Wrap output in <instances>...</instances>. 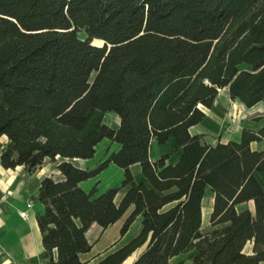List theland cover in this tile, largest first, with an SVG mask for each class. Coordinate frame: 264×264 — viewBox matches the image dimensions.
<instances>
[{"label":"trees","instance_id":"1","mask_svg":"<svg viewBox=\"0 0 264 264\" xmlns=\"http://www.w3.org/2000/svg\"><path fill=\"white\" fill-rule=\"evenodd\" d=\"M224 88L247 108L264 104V0H0L2 164L34 172L49 159L64 175L43 178L36 197L49 264H83L91 225L107 228L132 206L121 234L142 215L140 233L94 264H122L145 244L133 264L191 251V264H264V190L253 174L264 173V151L251 148L264 127L215 145L191 132ZM111 111L118 129L104 123ZM170 136L179 162L152 161V141ZM105 138L121 149L92 170L75 163ZM111 163L125 171L119 186L82 188ZM247 201L254 211H239Z\"/></svg>","mask_w":264,"mask_h":264},{"label":"crops","instance_id":"2","mask_svg":"<svg viewBox=\"0 0 264 264\" xmlns=\"http://www.w3.org/2000/svg\"><path fill=\"white\" fill-rule=\"evenodd\" d=\"M221 90L227 92L226 88L220 89L212 107H202L205 117L200 124L191 128L193 134H203L206 143L215 145L218 142L228 143L230 141H240L244 129L259 131L264 127V114L246 119L245 116L240 115L236 107H232L230 103L235 105L236 102L230 99L228 92V99L221 100ZM241 105L247 110L257 106L247 108L243 104ZM259 117L261 118L259 119ZM107 119L110 121H106ZM119 121L118 115L112 111L108 112L104 118V123L114 129H118ZM9 143V138L6 135L0 136V264H49V253L44 247L43 235L38 223V215L44 212L45 207L36 197L39 194V188L43 178L51 177L55 181H61L64 179V175L56 167V163L49 159L34 172H29L24 165H19L15 168L4 167L1 156ZM251 148L252 150L264 151V141L252 142ZM120 149V143L105 138L96 146L94 157L89 159H75V161H80V166L82 168L92 170L108 159L112 153L118 152ZM164 154L170 155L167 161L168 164L174 165L179 162L182 150L178 147L173 136H170L168 141L164 144H160L156 140L152 141L150 159L156 161ZM112 165L115 164H109V166L95 178L96 180L98 179L96 183L99 182L97 186L99 193H103L110 188L120 185L112 184L102 192L99 190L101 182L100 177L107 169L112 167ZM253 174L264 190V173L255 170ZM135 178L139 183L148 184L147 178L137 167ZM86 184L89 185V183L84 181L80 185L86 191H89ZM123 194V192L117 194L115 199L117 203L121 201ZM214 201L215 194L211 187L208 186L206 188V195L203 199V226L205 223H210ZM29 203H31V206H28ZM173 205L174 203L169 204L165 209ZM133 209L134 207L132 206L122 218L107 228L102 227L96 222L91 225L86 232V238L92 245V248L90 251L80 254V259L83 264L96 263L99 259L123 246L140 233L143 227L142 215L136 218L124 236L121 234L124 222ZM237 209L239 211L246 209L254 211V202L247 201L240 203L237 205ZM22 211L26 212V217L21 216L20 213ZM249 246V249L246 250L245 248V251L251 254L252 244L250 243ZM146 247L147 244L138 248L122 264H133Z\"/></svg>","mask_w":264,"mask_h":264},{"label":"rangeland","instance_id":"3","mask_svg":"<svg viewBox=\"0 0 264 264\" xmlns=\"http://www.w3.org/2000/svg\"><path fill=\"white\" fill-rule=\"evenodd\" d=\"M93 43L96 45H102V42L99 40H96ZM240 67L246 68L247 66L245 64H243ZM220 93H221V97H220L221 100L226 99L228 97L227 92L225 90H221ZM235 102H236L235 105L233 103H230V104L232 105V107H236L237 111L240 112V115L245 116L246 119H251L254 116L264 114V104L263 103L258 104L253 109L247 110V109L243 108L241 103H239L237 101H235ZM106 121H110V120L107 119ZM75 163L80 165V161L76 160ZM124 176H125V171L123 168L121 170V168L117 167L116 165H112V167L107 169L104 172V174L100 177V180H101L100 189H99L100 192H102L103 190H106V188L111 186L112 184H121ZM96 177H93L91 179L86 180V182L89 183V185L86 184V187L89 188V191H91L94 187L97 188L99 182L96 183V181H98V179L97 180L95 179ZM92 179H93V181H92ZM99 194H101V193H99V191L97 189L95 196H98ZM208 229H209V223H205L203 226V230L206 231ZM249 247L250 246L248 244L246 246V250H248ZM193 253L194 252H189V253H186L184 255L178 256L172 260V263L173 264H191Z\"/></svg>","mask_w":264,"mask_h":264},{"label":"built area","instance_id":"4","mask_svg":"<svg viewBox=\"0 0 264 264\" xmlns=\"http://www.w3.org/2000/svg\"><path fill=\"white\" fill-rule=\"evenodd\" d=\"M28 206H31V203H29ZM20 214H21L22 217H26L27 216L25 211H22Z\"/></svg>","mask_w":264,"mask_h":264}]
</instances>
